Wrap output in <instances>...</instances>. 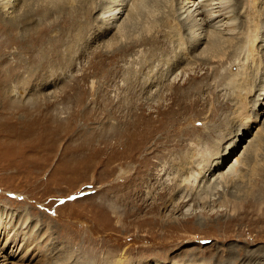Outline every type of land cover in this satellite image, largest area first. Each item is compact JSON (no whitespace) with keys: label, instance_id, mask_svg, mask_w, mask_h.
I'll use <instances>...</instances> for the list:
<instances>
[{"label":"rangeland","instance_id":"1","mask_svg":"<svg viewBox=\"0 0 264 264\" xmlns=\"http://www.w3.org/2000/svg\"><path fill=\"white\" fill-rule=\"evenodd\" d=\"M87 1L41 17L60 22L42 20L33 48L0 17L13 41L0 45V264H227L230 251L256 264L251 250L264 264V63L245 83L244 38L223 63L200 62L181 0H139L123 38L100 35L104 8ZM78 36V49L60 44ZM43 53L70 61L41 65Z\"/></svg>","mask_w":264,"mask_h":264},{"label":"bare ground","instance_id":"2","mask_svg":"<svg viewBox=\"0 0 264 264\" xmlns=\"http://www.w3.org/2000/svg\"><path fill=\"white\" fill-rule=\"evenodd\" d=\"M80 1H83V0H79V2ZM85 1H87V0H84L83 3L81 2L82 3L81 4V3H78V0H0V9H1L0 10V13H1L0 17H1V20L3 18L5 20V22H7L9 24V26L11 28H13V30H16V34L18 35V37L16 35H13L12 40L14 42L19 43V45H21L25 41H27V38L29 36L30 40H31V38L33 40L32 45L30 44L31 46L29 45V47L33 48L36 45V43L38 44V42L40 40V37H38V36L36 37L35 34L37 35L39 33V31L43 32L44 28L46 27L45 25H47V24L51 25L52 22L53 23L60 22L58 19L48 21V18H47V20H44V19H41V17L51 16V15L53 16L54 13H57V12L59 13L61 11L63 13L65 12L66 15L72 11L77 12L78 11L77 9L82 8L80 6L83 5ZM89 1H92V3H93V0H89ZM89 1H87V2H89ZM95 1H97L96 4L92 5V6L98 8L97 10H102L104 8V11L102 12L103 13L102 17H103V21H104L106 26L104 27V31L102 29L99 30V28H98L100 35L103 36L112 30L115 31V29H116V32L114 34L119 33L120 38H123V36L126 37L127 36L126 32H127V30L129 31V28H128L129 23L128 22H129V20H131L130 17L134 13V10H135L134 5L139 0H129L126 3H125V0H110V5H108V6L104 5L105 4L104 0L103 1L102 0H95ZM230 1L231 0H181L180 5H179L180 7L177 5L175 12L180 14V16H182V15L186 16V21L188 20L190 22L189 31L191 34V46H192L191 48H192V50L196 51V49H199V48H201V46L205 45L204 48L202 47L203 50L201 51L199 56H197V58H198V60H200V62H202V61L203 62H209L210 60L217 59V61H220V63H223L227 59L228 56L229 57L234 56V54L237 52V50L239 48V45L243 43V38H244L245 39L244 40V48H245L246 54H247L246 60L250 58L251 62L245 61L246 63H244V64H246L245 65L246 70H242L241 72L244 75V77H242V79L245 78V83L247 82V84H249L250 82H252V79L254 78L252 76L253 75L252 70L258 69V66L261 63H264V56L260 53L259 50L256 49V47H257L256 45L260 42L258 39L259 37H257V28H258L259 19H263V22H264V9L260 6V2H262V0H233L232 3H230ZM66 4L68 5L67 8H69L67 11H65L62 8V7L66 8L65 7ZM240 7L242 8V11H240ZM43 8L49 9L47 14H39L38 13L39 11L43 12ZM179 8L182 11H180ZM48 9H44V10L47 11ZM174 10L175 9H173V11ZM244 11H245L244 15L246 16V19L244 18V15H243ZM61 14H60V17H61ZM123 14L126 16L125 19L123 20V22L118 23L117 21L121 18V16ZM241 14L243 16V19H242ZM37 15H39L40 17H38ZM57 16H59V15H57ZM77 16H79V14ZM70 17L73 18L72 16H70ZM80 17H78V18H80ZM178 17H179V15H178ZM67 18H69V16H67ZM89 19H90V17H89ZM42 20H44V21H42ZM184 20H185V18L183 19V21ZM41 21L44 23L46 21L47 22L45 25H43L41 23ZM76 21H77V19H76ZM85 23H87V22H85ZM168 23H169V21H168ZM179 24H180V22H179ZM262 24H260V26ZM79 25H81V24H79ZM262 27H264V25H262ZM84 28H85V26H84ZM84 28L81 27L76 34H78V33L81 34V29H84ZM7 30H8V28H7ZM45 31H47V29ZM262 32H263V33H261L263 35L262 41L264 44V30ZM129 33H130V31H129ZM183 36L184 35H182L181 38L183 40H185ZM152 37L153 36H150V37L144 36L141 38H146V39L151 40L154 38V37L153 38ZM7 38H8V40H6L7 42H5V44H4V42H1L2 40H0V45L4 44L7 46L8 42L12 41L9 37H7ZM135 38H136V39H134L135 41H139V38H137V37H135ZM81 39H83V37L78 36V38L68 40V41H70L69 43H68L67 39L64 42H62L60 40V44L61 43L65 44L66 45L65 50H67V51L70 48V46H72L73 44H74V47H76V49H78V47H79L78 42H79V40L81 41ZM186 39H188V38H186ZM117 41L118 40L114 41L111 46H114L115 44L116 45H122V44H118ZM10 42H9V44H10ZM46 45H47V47L50 48L51 51H53L54 54L56 53L55 50L59 49V47H58L59 45L58 46H52L51 42L49 41L43 47V52H46L48 50ZM37 47H38L37 49H40L39 46H37ZM65 54L66 53H63L61 55L62 57H64V59L62 60L60 58L59 54L56 57H53V56H48L47 53H43V56L41 57V61H42L41 65L52 67L56 64L69 63L70 58H69V56H67V54L66 55ZM195 54H198V53H195ZM2 57L4 58V56H2ZM183 57H185V56H183ZM101 59H104V58H101ZM116 59H114V60H116ZM71 64H72V62H71ZM34 68H33V70L31 69L27 72L28 73L27 78H33L36 75L38 76V75L42 74L40 71H39V73H36L37 70ZM46 72H47V70L44 71L43 74H45ZM240 88H242V87H240ZM263 89H264V84H263ZM262 94H264V93H262ZM263 104H264L263 101H260V103L258 105H263ZM230 154L231 153L229 152L226 155V157L224 156L225 159H227ZM225 159L223 158V160H225ZM235 160H236V163L232 164V167H231L229 172H226V173H229V175L231 176V183H232V179H234L236 177V172L239 170L238 168H239V165L241 163L240 157H237ZM221 164H220V166H221ZM192 169L193 168L191 167V169H189L188 173L193 172ZM255 169H257V168H255ZM220 173H221V171H220ZM224 174L225 173H222L221 176L224 177L225 176ZM228 180L230 182V179H228ZM249 180H250V178H249ZM255 181H257V180H255ZM260 181L253 182L252 184H250L247 187L246 190H244V192H245L244 194L246 197V198H243L244 201L248 199L249 191L251 192L252 189H257L258 187L261 186ZM209 183H210V181H209ZM209 183L207 186L203 187V189H202L203 195L199 194L200 200L204 199L203 197H205V198L207 197L205 195H207V189L210 186ZM239 190L243 191V188L239 187L233 193L238 194ZM227 194L228 193H226V195ZM178 201L180 202L181 200H178ZM182 202H185V200L183 199ZM236 203L239 205L242 202L236 201ZM178 205L180 206L181 204H178ZM242 209H244V208H242ZM165 244L166 243H163V244H161V246H163ZM68 247L71 250H70V253H68V254L66 253L65 257L68 259L67 261L69 262L70 259L72 258V256L75 255L76 251L74 250V248H75L74 246L68 245ZM66 250L67 249H64L63 252H65ZM77 252H78V250H77ZM251 252H252L253 256H255L258 260V261H256V264H263L259 260L260 258H262L261 255H263V254L261 252L259 254H257V252L253 251V250H251ZM78 253H80V252H78ZM239 255L242 256V258L239 259V261L240 260L241 261H249V259L247 257V253L241 252ZM0 257H2V255H0ZM74 259H76L75 264H78V263L82 264L83 263V261L81 262L77 256H75ZM192 260H194V259H192ZM192 260H190V261H192ZM233 260L235 261L234 253L232 251H230L229 254L227 255V264H231V261H233ZM122 262H123V259H120L118 261V264H122ZM89 264H90V262H89ZM195 264H197V263H195ZM207 264H209V263H207Z\"/></svg>","mask_w":264,"mask_h":264}]
</instances>
